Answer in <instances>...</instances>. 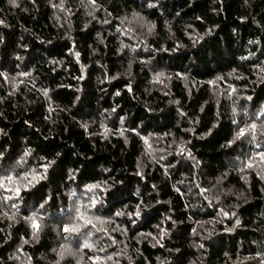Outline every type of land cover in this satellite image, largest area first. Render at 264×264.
Segmentation results:
<instances>
[{
    "label": "trees",
    "instance_id": "trees-1",
    "mask_svg": "<svg viewBox=\"0 0 264 264\" xmlns=\"http://www.w3.org/2000/svg\"><path fill=\"white\" fill-rule=\"evenodd\" d=\"M0 264H264V0H0Z\"/></svg>",
    "mask_w": 264,
    "mask_h": 264
},
{
    "label": "snow or ice",
    "instance_id": "snow-or-ice-1",
    "mask_svg": "<svg viewBox=\"0 0 264 264\" xmlns=\"http://www.w3.org/2000/svg\"><path fill=\"white\" fill-rule=\"evenodd\" d=\"M241 135H243V132H241ZM65 231H75V229H68V228H66Z\"/></svg>",
    "mask_w": 264,
    "mask_h": 264
}]
</instances>
